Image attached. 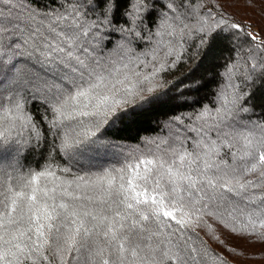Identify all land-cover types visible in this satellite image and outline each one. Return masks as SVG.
<instances>
[{"label":"snow or ice","instance_id":"obj_1","mask_svg":"<svg viewBox=\"0 0 264 264\" xmlns=\"http://www.w3.org/2000/svg\"><path fill=\"white\" fill-rule=\"evenodd\" d=\"M215 225L264 250V0H0V264H207Z\"/></svg>","mask_w":264,"mask_h":264},{"label":"trees","instance_id":"obj_2","mask_svg":"<svg viewBox=\"0 0 264 264\" xmlns=\"http://www.w3.org/2000/svg\"><path fill=\"white\" fill-rule=\"evenodd\" d=\"M38 2L43 3L44 0H38ZM243 14L245 11L242 7L240 9ZM196 60L194 58H189L188 62L178 64L175 69L171 72L164 74V79L168 82H177L181 80L183 77L187 76L193 68H195ZM211 92V88L205 89L201 91L199 94L194 95L192 99L200 98L203 99L209 95ZM165 118V114L163 112L157 114H150L144 117L138 124L133 125L129 128H126L121 135L128 139H135L138 136H149L151 135V130L157 127V121L163 120ZM40 159L39 155H30L28 157L29 163L35 167L36 161ZM39 183V181H38ZM241 225L239 223L236 224V227L239 228ZM258 230L260 229L258 226ZM208 235L205 234V231H200V236L203 240L206 241L208 251L207 256V264H221V260L218 259V256L228 257V253L225 252L224 248L220 246V244L216 241V237L219 236L221 240L225 242L228 246L238 247L245 251V257L240 258H229V264H264V250H262L258 246H250V244L246 241L239 240L237 238L232 237L228 233H226L219 225H215L214 230L208 229ZM213 253L216 255L214 256ZM255 254L254 258H248Z\"/></svg>","mask_w":264,"mask_h":264}]
</instances>
